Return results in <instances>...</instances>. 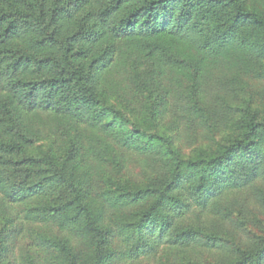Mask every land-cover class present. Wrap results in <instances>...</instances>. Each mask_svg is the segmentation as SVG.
Instances as JSON below:
<instances>
[{"label":"trees","instance_id":"obj_1","mask_svg":"<svg viewBox=\"0 0 264 264\" xmlns=\"http://www.w3.org/2000/svg\"><path fill=\"white\" fill-rule=\"evenodd\" d=\"M252 81L264 0H0V264L19 238L25 264L230 249L203 221L231 191L264 202ZM214 264H264V232Z\"/></svg>","mask_w":264,"mask_h":264},{"label":"rangeland","instance_id":"obj_2","mask_svg":"<svg viewBox=\"0 0 264 264\" xmlns=\"http://www.w3.org/2000/svg\"><path fill=\"white\" fill-rule=\"evenodd\" d=\"M254 89H263L264 86L261 82H251ZM224 135V134H223ZM222 134L215 136L213 141H221ZM209 136H201L200 142ZM212 140V138H211ZM196 141H192L194 143ZM39 144H36L34 153L39 154L42 149ZM191 143V144H192ZM205 144V145H204ZM202 144L206 146V143ZM201 145V144H200ZM201 145V146H202ZM198 147L193 145L187 148L186 154L192 153V148ZM135 171H138L137 169ZM225 203L231 205L229 213H226L221 219L220 215L213 216L212 213H208L203 221V225L206 227L205 232L207 234H218L224 240L226 245L230 247L228 250L221 248H208L202 243L196 244L190 248L189 260H194L199 264H214L220 260L223 255L231 252V247L235 245H245L251 243L252 240L264 232V202H259L251 193L249 189L231 191L226 194ZM234 201L236 202L234 204ZM196 213L190 212L188 220H195ZM27 242V238H19L16 241L14 250L7 252L8 260L10 263L25 264V257L27 256L24 249V244ZM204 242V240H203ZM157 259L149 258L134 264H161Z\"/></svg>","mask_w":264,"mask_h":264}]
</instances>
